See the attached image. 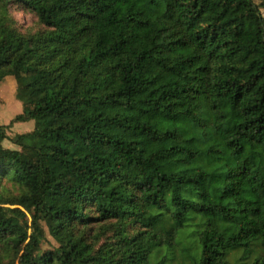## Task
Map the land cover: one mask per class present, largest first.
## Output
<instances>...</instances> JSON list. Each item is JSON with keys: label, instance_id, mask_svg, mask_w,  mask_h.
<instances>
[{"label": "trees", "instance_id": "obj_1", "mask_svg": "<svg viewBox=\"0 0 264 264\" xmlns=\"http://www.w3.org/2000/svg\"><path fill=\"white\" fill-rule=\"evenodd\" d=\"M259 7L0 0L9 124L32 121L0 125V264H264Z\"/></svg>", "mask_w": 264, "mask_h": 264}, {"label": "rangeland", "instance_id": "obj_2", "mask_svg": "<svg viewBox=\"0 0 264 264\" xmlns=\"http://www.w3.org/2000/svg\"><path fill=\"white\" fill-rule=\"evenodd\" d=\"M255 4H259L260 0H253ZM259 12L264 19V8L259 7ZM9 13L16 21V25L21 32H34L42 28V25L37 22L35 15L27 10L17 6H10ZM27 99V92L23 89L17 90L15 88L14 80L11 76H5L0 80V123H5L8 118H12L15 114L21 112V103ZM8 117V118H7ZM19 122L13 126V131L6 129L5 131L11 134L17 130ZM17 126V127H16ZM7 137H10L6 135ZM12 136V135H11ZM5 145H9L8 140H3ZM4 146V145H3ZM56 243L47 234L44 227H42V234L39 237L40 250L51 249L55 247Z\"/></svg>", "mask_w": 264, "mask_h": 264}, {"label": "crops", "instance_id": "obj_3", "mask_svg": "<svg viewBox=\"0 0 264 264\" xmlns=\"http://www.w3.org/2000/svg\"><path fill=\"white\" fill-rule=\"evenodd\" d=\"M4 78V77H3ZM2 80V79H1ZM8 118V117H7ZM13 118V117H12ZM12 118H8V120H6L5 123H0V125H4V126H7L6 129H10L13 131V126L16 125V122H12L9 124V121L12 119ZM20 123V125L18 126L17 130H20L19 132L21 133H24V132H28L32 129V121L31 120H25V121H18ZM17 127V126H16ZM5 129V130H6ZM17 132L14 131V133H10V132H7L5 131V134L10 136L13 135V134H16ZM6 140V139H4ZM4 141L2 140L1 141V144L4 145V147H8V148H16L14 145H12L11 143L9 145H5L3 143ZM9 142V141H8Z\"/></svg>", "mask_w": 264, "mask_h": 264}]
</instances>
